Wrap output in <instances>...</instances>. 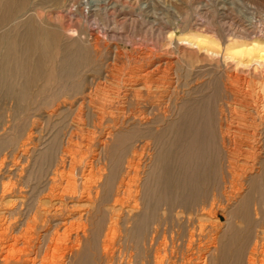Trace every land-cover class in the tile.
Masks as SVG:
<instances>
[{"label":"rangeland","instance_id":"rangeland-1","mask_svg":"<svg viewBox=\"0 0 264 264\" xmlns=\"http://www.w3.org/2000/svg\"><path fill=\"white\" fill-rule=\"evenodd\" d=\"M85 1L86 0H13L12 2L14 5L12 4L10 9L4 8L5 2H3V11H1L2 14L0 13V35L4 36V40H0V163L6 157L8 160L5 159V161H8L9 165L11 164L10 168L13 166L12 168L14 169L18 165L22 168L19 167L21 169L18 171L19 175L17 173L14 175L15 180L11 177L8 178L10 176L6 174L8 171H6V175L2 176V179L0 178V217L3 215L5 216L10 210L17 208V210L15 209V214H17L15 216H17V218H19V216L29 217V222L32 221L35 215H42V218H44L47 213L49 214L58 209L55 198L54 200L56 202H54L53 198L51 199L47 196L48 189L51 187L49 182L54 179L58 182L55 187L57 190L55 192L56 195L59 191L63 190L65 192H62L69 197L71 195L70 192H73V187H77V189L79 186H82L83 189L84 187L88 188L87 182L89 181L90 185V181L92 183V181L96 180L91 184L92 187L89 186L92 188L93 192L90 195L92 199L87 197L85 193V195L83 194L80 198L78 196L76 199H66L65 202L63 201V205H67L65 206L67 208V214L71 212L70 207L73 206V214L75 216L78 215V212L79 215L85 214L84 221L78 220V222H86L85 224L88 225L85 232V234H87L88 243L86 242L85 245L80 247V249H82L79 255L75 257L77 259L73 258L69 260L68 254L70 251L69 248L71 247L69 241L65 246L60 247L61 249L57 251V253L47 252L46 247H42L43 240L40 236L42 234L44 235L47 228L37 227L32 232L34 237L32 246L34 243L36 245L32 248V250H34L32 251L33 254L31 258L33 259L35 257V264H48L49 262H51L49 264H128L127 261L130 262V264H158L159 262H162V264H192V262H194L193 264H196V262L197 264H213L210 259L207 260V258H204L205 253L213 248V245L210 244L211 237L215 236L216 232H220L221 234L218 233V236L221 237L224 233L223 230L227 229V222L229 220H233L236 225L235 230L241 234H239L236 239L238 244H234L236 248L233 247V250L228 247L224 249L221 254V256L223 255L221 262L223 261L224 263L222 262L221 264H264V67L254 63L250 65L239 64V62H236L238 61L237 59L234 60L227 57L225 51V47L232 40H253V38L262 39L264 37V0H113L118 3V10L109 11L111 15L108 14L109 12L104 13L106 10L103 9L105 7L102 5L95 15L89 14L87 15L89 17L86 16L85 18H81L79 12L84 8L83 5ZM81 5L83 7H81ZM24 21H26V24ZM240 28H243V31L246 30V28L248 30L251 29L250 32H253L252 36H248V33L239 30ZM84 30L85 32H89L91 36H95H92V39L95 40L96 37L100 39L98 40L100 41L98 53L87 44H75L74 47L72 45L67 46L66 40L69 39V36L73 35L76 37ZM51 31H53V33H51L52 35L48 34V32L50 33ZM37 33H39L38 38ZM76 33L77 35H74ZM23 34L26 36L24 43L21 42V40L19 41ZM197 34H207L214 39L218 45L210 47V50L207 51L196 44L194 46L189 45L186 41H181V39L189 38ZM235 34L241 36L237 37ZM18 36L19 39L17 38ZM32 36L34 37L33 39L31 38ZM1 38L3 37L1 36ZM17 39L18 42H16ZM26 46L29 50L27 49L23 52ZM115 50L120 51L122 61L115 59ZM19 52H21V54ZM147 54H152V58L150 56L148 57ZM145 55L147 56L145 57ZM141 57L142 60H144L143 62L140 61ZM158 61L166 63V65L169 62L171 65L168 64L169 66H166L164 64L161 73L157 75L158 77L154 76L149 80H152V82L149 83L150 94L153 95L152 93H154V96L150 94V96H148L146 91H142V97L139 96L140 94H133L132 98L131 96L127 97L129 88L128 81L130 80L131 74L130 70L133 71L134 68H139L142 63L145 67H141L146 68L147 64ZM210 80L211 82H209ZM152 89L156 91L152 92ZM136 97H140L138 98V102ZM146 97L147 99H145ZM135 99L137 105L135 104ZM140 99H142V102ZM128 101L132 102L130 103ZM186 105L189 106L186 108L189 109L190 118H188V123L183 126V128H185L181 133L183 139L179 138L181 140L179 142L181 143L178 142L175 144L174 148H167L164 146L161 147V149L159 148V151H161L158 155V168L156 172L152 173L154 178L152 176L150 177L157 183L155 185L161 184L160 187L162 186L161 188H163V190L165 189V191L161 190L159 186H157V191L152 189L150 194L154 196L150 198V209H147L143 216L128 221L126 217L129 214L134 215L135 213H131L127 205L125 206L126 200L123 198L125 195L123 194L125 193V187L121 182L124 181L123 183H125L126 165L133 151L132 149L136 147L138 150L140 145H148L147 152L150 153L149 156H152L156 142L160 145L166 140L167 136V139L170 138V131L165 129V118L167 120L170 119L181 107L184 108ZM235 108L237 110H235ZM134 110H136L137 113H134ZM137 110L142 114L147 112L146 115L148 117L152 116L150 120H148L149 118L143 114L145 120L149 122V126H132L134 115H136V117L140 115ZM170 110L173 111L172 114ZM251 114L254 115L251 116ZM199 121H202L201 123L203 126ZM219 121H222L221 124L223 125H219ZM227 121H229V123ZM156 123L158 124L157 127ZM232 123L233 126H231ZM192 124L194 125L192 126ZM195 125L198 126L197 130L200 127V131L198 130L199 133H195L198 131L193 130L194 135L193 133H189V131L193 132L191 130L196 129ZM124 126H126V128ZM152 126L155 127L153 128ZM246 126H248V128H246ZM158 127L160 128L158 129ZM116 128L120 130V133L114 137L113 141L109 142L103 154L99 148L100 143L109 130H115ZM219 128L221 129L219 130ZM177 131L178 130H175V133ZM201 131L203 133L202 135L200 133ZM253 132L255 133L253 134ZM158 135L161 138H159ZM183 135L185 137H183ZM241 140L243 142H251L250 144L252 146L255 145V150L259 146L263 147V150H261V152L256 150V154L254 153L255 150H250L249 152V150H245V148L239 151L233 150V144H239V142H242ZM114 142H116V145H113ZM25 143L30 149V152L28 154V159L22 163L15 157L19 155ZM178 145H181L182 152L181 147ZM190 145L194 148L196 147L195 149L197 150L193 149ZM176 146L179 147L180 154L182 155H177L178 153L176 151L178 148ZM32 148L35 149V152H33L34 150ZM222 148L224 150H222ZM184 150L186 152H184ZM235 152L236 154L240 153V156L238 154V156L235 155ZM227 155H229V157ZM242 155L247 157L244 158ZM61 156H65L63 158L67 160L64 167L61 164ZM238 157H241V159ZM71 160H73V162H71ZM93 161H98L100 164L96 162L95 164L97 165H95ZM71 163H73V166L76 164L75 168L78 169H74ZM57 166L59 168H55ZM70 167L73 168L71 169ZM54 171L56 174H54ZM70 172L75 178L70 177ZM52 174L54 177H52ZM58 175H60L61 178ZM80 176L83 177L85 181L81 180ZM89 176L93 179L89 178ZM100 176H102V180L97 182V178L99 180ZM86 177L89 179L87 180ZM249 178L253 180L251 181ZM151 179L150 181H152ZM7 180H14L12 182H14V184L16 183V186L19 184L18 187L20 188V192L17 191V193L13 195V198H2L1 184L9 182ZM118 182H120L119 184L122 186L119 185ZM59 183L62 184L58 185ZM94 183H97V185H95L99 188H97ZM180 183L185 184L181 185ZM192 183H196L195 186L197 185L196 187H198L199 190H197L198 188L194 189V184L191 187ZM54 184L55 183H52L51 185ZM176 184L181 185L179 189L182 188V190L184 186L186 191L192 189L189 190V192H185V195L190 193L189 196L185 197L189 203L186 209L187 211L181 209L171 210V206L173 205L171 201L174 198L169 192L176 188ZM164 185L169 188H164ZM186 185H190L188 190ZM170 186L171 188L173 186V188L171 189ZM90 188H88V191ZM121 191L123 192L122 194ZM119 192L121 196H118ZM93 194H95V196H93ZM243 194L247 195V200L245 201L246 204L242 203L244 205L242 206V204H240L238 207V209H242V211L240 212L239 210V212L237 211L235 214L230 213L231 205L237 200H241V197L245 196ZM231 195L232 197H229ZM16 196L17 199H19L18 203V200L15 201ZM97 196L98 198H96ZM88 198L91 199V201ZM115 198L119 199L116 200ZM230 198H233V200ZM79 200L84 204L78 202ZM69 201L75 204L73 203L72 205ZM116 201H119L122 205ZM211 202L220 206L221 210H217L220 214L216 213V216H211L206 214L205 211L200 210L204 207H210L212 204ZM78 203L81 208L78 206ZM21 204L22 206H20ZM89 206H91V208ZM118 206L122 208L120 207L121 209L119 208L117 212L114 208ZM123 207H126V209ZM20 208L22 209L20 210ZM246 208L247 212L242 214ZM254 208L257 210L256 212ZM42 211H45L46 213H44L46 215ZM195 213L199 215H195ZM115 217L118 220H116ZM76 218H78V216ZM210 218L211 220H209ZM111 219L116 220L117 230L114 236L110 235L105 238V235L108 233ZM137 219L138 221H136ZM162 219H165V221H162ZM216 221L217 225L219 226V224H221V226H216ZM195 224L196 227L193 226ZM189 225L192 228L189 227ZM213 225L217 228H214ZM204 227L206 229H204ZM208 227L210 229H208ZM202 229L206 232L204 234L208 232L206 237L211 235L208 238L210 241L208 239V242L205 240L207 246H203L202 248L198 242L196 243L198 247L195 244H189L192 237L191 232L195 231L193 235L200 237ZM80 231H82V229ZM164 231L166 233H163ZM211 231L216 232L213 235ZM56 233H53L50 239H56L64 232L62 229ZM164 234L167 235L165 236ZM170 234H174V238L173 235L171 236ZM257 234H259V236ZM163 237L165 238L163 239ZM200 238L201 240L203 239V237ZM200 238H198L197 241L200 240ZM48 239L49 238H47V240ZM185 240H187V243ZM254 240H258L260 245L255 254H251L250 247L253 246ZM162 242L165 246L162 245ZM152 243H156L155 245L157 247L155 245L154 247ZM187 245L188 247H186ZM219 247L217 246L218 249H220ZM36 248L40 249V251ZM63 248L65 250H63ZM162 248L164 251L161 250ZM203 249H206L207 252ZM189 250H192L194 253L192 251V254L189 253ZM184 251L186 253H184ZM215 251L216 250L213 251V254L216 257L219 256L218 258L220 259V253ZM227 251L229 252L227 253ZM45 254L48 255L47 258ZM61 257L62 259H60ZM189 257H191V259H189ZM202 259H204V261ZM214 263L219 264L217 259Z\"/></svg>","mask_w":264,"mask_h":264},{"label":"bare ground","instance_id":"bare-ground-1","mask_svg":"<svg viewBox=\"0 0 264 264\" xmlns=\"http://www.w3.org/2000/svg\"><path fill=\"white\" fill-rule=\"evenodd\" d=\"M13 0H0V13H1V11H3V2H5V6H4V8H9L10 9V7H11V5L13 4V2H12ZM117 1V0H116ZM116 1H113V0H86L85 1V3H84V8L83 9H81L80 10V16H81V18H85L87 15H89V14H94L95 15V13H97V11L99 10V8H100V6H102L103 5V7H105V8H103L104 10H106V12H104V13H107V12H109V11H116V10H118V3L116 2ZM83 2V1H82ZM14 5V4H13ZM82 5H81V7H83ZM102 9V10H103ZM122 10V9H121ZM5 11V10H4ZM7 11V10H6ZM70 13V12H69ZM113 13V12H112ZM2 14V13H1ZM14 14V13H13ZM109 15H111L110 14V12L108 13ZM124 14V13H123ZM12 15V14H11ZM114 15V14H113ZM15 16V15H14ZM99 16V15H98ZM124 16V15H123ZM87 17H89V16H87ZM113 17V16H112ZM124 17H126V16H124ZM19 20V19H18ZM116 20V19H115ZM28 21V20H27ZM127 21V20H126ZM25 22V24H26V21H24ZM24 22H23V24H24ZM28 23V22H27ZM88 23V22H87ZM29 25V24H28ZM241 26V25H240ZM1 27V26H0ZM18 27V26H17ZM58 28V27H57ZM33 29V28H32ZM89 29V28H88ZM245 29V28H244ZM34 30V29H33ZM54 30V29H53ZM60 30V29H59ZM181 30V29H180ZM179 30V31H180ZM236 30V29H235ZM239 30H242L243 31V28H240ZM250 30L251 29H247L246 28V30H244L243 32H247L248 33V36H252V33L250 32ZM261 30V29H260ZM36 31V30H35ZM86 31H87V29H86ZM171 31H173V30H171ZM71 32V31H70ZM234 32H236V31H234ZM260 32V31H259ZM45 33V32H44ZM51 33H53V31H51L50 33L48 32V34H51ZM55 33V32H54ZM67 33V32H66ZM263 33V32H262ZM38 35H37V38L39 37V33H37ZM47 34V33H46ZM170 34V33H169ZM174 34V33H173ZM179 34H180V32H179ZM232 34V33H231ZM242 34V33H241ZM25 34H23L21 37H20V39H19V36L17 37L18 39H19V41L21 40V42H23L24 43V41H25V37L26 36H24ZM28 35V34H27ZM52 35V34H51ZM54 35V34H53ZM74 35H77V33L76 34H74ZM236 35V34H235ZM247 35V34H246ZM1 36L3 37V38H1ZM69 36V35H68ZM93 36V35H92ZM91 36V34L89 33V32H85V30L83 31V32H81V33H79L76 37H74L73 35L72 36H69V39H67L66 40V44H67V46H75V44H87L90 48H92L95 52H99V48H98V45L100 44V41H98V40H100V39H97L98 37H96L95 38V40L94 39H92L93 37H95V36H93L92 37ZM187 36V35H186ZM237 36V35H236ZM241 36V35H240ZM239 35L237 36V37H240ZM36 37V36H35ZM107 37V36H106ZM28 38H29V36H28ZM32 39L34 38L33 36L31 37ZM52 38V37H51ZM18 39H17V41L16 42H18ZM55 39V38H54ZM235 39V38H234ZM243 39V38H242ZM0 40L1 41H3L4 40V36L3 35H0ZM0 41V42H1ZM63 41H65V40H63ZM181 41L182 42H184V41H186L189 45H194L195 46V44L197 45V46H199V47H202L203 49H206L207 51L208 50H210V47H213V46H215V45H218L217 43H216V41L214 40V39H212L210 36H208L207 34H197V35H195V36H191V37H189V38H185V39H181ZM37 42V41H36ZM57 42V41H56ZM99 42V43H98ZM185 42V43H186ZM38 43V42H37ZM63 43V42H62ZM21 44V43H20ZM179 44H181V43H179ZM21 46H22V44H21ZM52 46V45H51ZM62 46H64V45H62ZM84 46V45H83ZM105 48V47H104ZM22 49V48H21ZM29 50V48L26 46L24 49H23V52H25L26 50ZM63 49V48H62ZM2 50V49H1ZM150 50V49H149ZM218 50V49H217ZM18 51V50H17ZM16 51V52H17ZM225 51H226V54H227V57H230L231 59H237L238 61H236V62H239V64H242V65H250V64H252V63H254V64H257L258 66H261V67H264V37L262 38V39H255V38H253V40H232V41H230L229 43H228V45L225 47ZM70 52V51H69ZM135 52H136V50H135ZM223 52V51H222ZM2 53V52H1ZM20 54H21V52H19ZM28 53V52H27ZM26 53V54H27ZM141 53V52H140ZM150 53V52H149ZM160 53V52H159ZM179 53V52H178ZM209 53V52H208ZM30 54V53H29ZM136 54V53H135ZM181 54V53H180ZM148 55V57L150 56L151 57V55L152 54H147ZM147 55H145V57L147 56ZM22 56H23V54H22ZM113 57V56H112ZM114 57H115V59L116 60H121L122 59V55H121V53H120V51H116L115 50V52H114ZM147 57V58H148ZM156 57V56H155ZM140 58V57H139ZM152 58V57H151ZM133 59V58H132ZM137 59V58H136ZM135 59V60H136ZM144 59V58H143ZM146 59V58H145ZM156 59H157V57H156ZM129 60V59H128ZM149 60H150V58H149ZM122 61V60H121ZM140 61H144V60H142V57H141V60ZM141 62V63H142ZM23 63V62H22ZM133 63V62H132ZM135 63V62H134ZM137 63H138V61H137ZM137 63H136V65H137ZM140 63V62H139ZM171 63H172V61H171ZM143 64V63H142ZM142 64H140L141 66H144V65H142ZM144 64H145V62H144ZM166 65V63H162L161 61H158V62H151L150 64H147V66H146V68H142L140 65V67L139 68H131L130 66V68L131 69H133V71L132 70H130L131 71V74H130V80L128 81L129 82V88H128V91H127V97H129V96H131V98H132V95L133 94H140L139 96L140 97H142L143 95H142V91H146V93H147V95L148 96H150L151 94H150V87H149V83H151L152 82V80L151 81H149L150 79H152L151 77H154V76H157V75H159L160 73H161V69H162V66L163 65ZM168 64H170L169 62H168ZM167 64V65H168ZM133 65V64H132ZM146 65V64H145ZM166 65V66H167ZM171 65V64H170ZM12 66V65H11ZM125 66V65H124ZM169 66V65H168ZM20 67V66H19ZM137 67V66H136ZM145 67V66H144ZM170 67H172V66H170ZM213 67V66H212ZM253 67H254V65H253ZM127 68V67H126ZM165 68V67H164ZM169 68V67H168ZM22 69V68H21ZM113 69V68H112ZM255 69H256V67H255ZM127 70V69H126ZM170 73H172V72H170ZM236 73V72H235ZM114 74V73H113ZM166 74V73H165ZM237 74V73H236ZM20 75V74H19ZM29 75V74H28ZM222 75H223V73H222ZM162 76V75H161ZM164 76V75H163ZM233 76V75H232ZM231 76V77H232ZM21 77V76H20ZM158 77V76H157ZM168 77V76H167ZM19 78V77H18ZM235 78V77H234ZM128 79H129V77H128ZM157 79V78H156ZM223 79V78H222ZM159 80H161V79H159ZM158 80V81H159ZM264 80V79H263ZM24 81V80H23ZM155 81H157V80H155ZM161 81H163V80H161ZM209 82H211V80L209 81ZM216 82V81H215ZM161 83V82H160ZM163 83V82H162ZM245 83V82H244ZM126 84H128V83H126ZM207 84V83H206ZM217 84V83H216ZM248 84V83H247ZM156 85V84H155ZM176 85V84H175ZM174 85V86H175ZM228 85V84H227ZM227 85H224V86H227ZM236 85V84H235ZM240 85V84H239ZM27 87V86H26ZM157 89V88H156ZM246 89V88H245ZM157 90H159V89H157ZM250 90V89H249ZM153 91H156V90H153L152 89V92ZM181 91V90H180ZM211 91V90H210ZM151 92V93H152ZM175 92V91H174ZM264 92V91H263ZM160 93V92H159ZM236 93V92H235ZM150 94V95H149ZM153 95H151V96H154V93H152ZM228 94V93H227ZM125 95V94H124ZM191 95V94H190ZM240 95V94H239ZM253 95V94H252ZM184 96V95H183ZM233 96V95H232ZM235 96V95H234ZM134 97V96H133ZM140 97H136V99H137V102H138V98H140ZM145 97V96H144ZM186 97V96H185ZM244 97V96H243ZM249 97V96H248ZM247 97V98H248ZM256 97V96H255ZM180 98H181V96H180ZM136 99H135V102H136ZM145 99H147V97L145 98ZM229 99V98H228ZM142 99H140V101H141ZM154 100H155V98H154ZM162 100V99H161ZM161 100H159V101H161ZM238 100V99H237ZM243 100V99H242ZM260 100V99H259ZM264 100V99H263ZM140 101H139V103H140ZM146 101V100H145ZM148 101V100H147ZM158 101V100H157ZM128 102H130V101H128ZM132 102V101H131ZM130 102V103H131ZM134 102V103H135ZM137 102L135 103L136 105H137ZM142 102V101H141ZM175 102V101H174ZM196 102V101H195ZM238 102V101H237ZM125 103V102H124ZM145 103V102H144ZM239 103V102H238ZM241 103H242V101H241ZM146 104V103H145ZM152 104V103H151ZM151 104H150V106H151ZM155 104H157V103H155ZM160 104V103H159ZM132 105V104H131ZM136 105H135V107H136ZM144 105V104H143ZM229 105V104H228ZM245 105V104H244ZM140 106V105H139ZM144 106H146V105H144ZM143 106V107H144ZM148 106V105H147ZM153 106V105H152ZM157 106H159V105H157ZM163 106V105H162ZM178 106V105H177ZM167 107V106H166ZM184 107V106H183ZM186 107H189L188 105H186L184 108H180L176 113H175V115H173L170 119H166L165 118V125H166V128L165 129H167V130H169L170 131V138L169 139H167V137H166V140L164 141V142H162L160 145H158L157 144V142H156V145H155V148H154V151L152 152L153 154H152V156H149V152H147V150H148V145H140L139 146V148H138V150H137V148L136 147H133V151H132V153H131V156L129 157V160L127 161V171H126V180H125V183H123V182H121V184L122 185H124V187H121V188H124V192L125 193H123L122 191H121V194L123 193V194H125L124 196H123V198L126 200V203H125V206L127 205V208L130 210V212L132 213H135L134 215L133 214H129L128 216H127V214H128V212H127V214H126V219L128 220V221H130V220H132V219H135V218H139V217H141V216H143L144 214H145V212H146V210L147 209H150V202H151V196L153 197L154 195H152V194H150V191L152 190V189H157L158 187L157 186H159L160 187V185L158 184V185H155V184H157V183H155L150 177L152 176V173H154V172H156V170H157V168H158V164H159V162H158V160H159V158H158V155H159V153H160V151H159V148L161 149V147H167V148H174L175 147V144H177L179 141H181L179 138H182L181 137V133L183 132V130L185 129V128H183V126H185L187 123H188V118H190L189 117V114H190V112H189V109H187ZM224 107V106H223ZM140 108V107H139ZM149 108V107H148ZM159 108V107H158ZM177 108V107H176ZM230 108V107H229ZM246 108H247V106H246ZM256 108V107H255ZM136 109V108H135ZM141 109H143V108H141ZM166 109V108H165ZM164 109V110H165ZM178 109V108H177ZM248 109V108H247ZM261 109V108H260ZM132 110V109H131ZM130 110V111H131ZM151 110V109H150ZM155 110V109H154ZM235 110H237L236 108H235ZM263 110V109H262ZM137 111H139V110H137ZM145 111H146V109H145ZM149 111V110H148ZM136 112V110H134V113ZM144 112V111H143ZM156 112V111H155ZM154 112V113H155ZM161 112H164V111H161ZM170 112H171V114H172V110H170ZM169 112V113H170ZM219 112V111H218ZM137 113V112H136ZM139 113H140V111H139ZM147 113V112H146ZM146 113L144 112L143 114H145V116H147L146 115ZM159 113H160V111H159ZM158 113V114H159ZM169 113H167V114H169ZM236 113V112H235ZM250 113H252V112H250ZM256 113V112H255ZM259 113V112H258ZM257 113V114H258ZM130 114V113H129ZM128 114V115H129ZM142 113H140V115L139 116H137L136 117V115H134V119H133V125L132 126H139V127H142V126H146V125H148L149 126V122H147L146 120H145V118L143 117L144 115H143ZM156 114V113H155ZM154 114V115H155ZM166 114V115H167ZM192 114V113H191ZM222 114V113H221ZM242 114V113H241ZM161 115V114H160ZM164 115V114H163ZM170 115V114H169ZM245 115V114H244ZM252 115H254V114H251V116ZM261 115V114H260ZM132 116V115H131ZM168 116V115H167ZM235 116V115H234ZM148 117V116H147ZM150 117H152V116H150ZM150 117H148L149 119L148 120H150ZM203 117V116H202ZM263 117V116H262ZM144 118V119H143ZM123 119V118H122ZM152 119V118H151ZM221 119V118H220ZM219 119V120H220ZM225 119V118H224ZM228 119V118H227ZM222 120V119H221ZM234 120V119H233ZM251 120V119H250ZM242 121V120H241ZM256 121V120H255ZM200 122V121H199ZM202 122V121H201ZM200 122V123H201ZM220 122V121H219ZM218 122V123H219ZM222 122V121H221ZM221 122L219 123V125H223V124H221ZM228 123H229V121H227ZM261 122V121H260ZM126 123V122H125ZM124 123V124H125ZM129 123V122H128ZM192 123V122H191ZM198 123V122H197ZM199 123V124H200ZM240 123V122H239ZM116 124V123H115ZM123 124V123H122ZM121 124V125H122ZM157 124V123H156ZM161 124V123H160ZM198 124V125H199ZM202 124V123H201ZM231 124V123H230ZM255 124H256V122H255ZM119 125V124H118ZM191 125V124H190ZM194 124H192V126H193ZM131 126V125H130ZM151 126V125H150ZM158 126V124L156 125V127ZM160 126V125H159ZM200 126V125H199ZM202 126H203V124H202ZM202 126H200V127H202ZM205 126V125H204ZM231 126H233V123H232V125ZM236 126V125H235ZM238 126V125H237ZM245 126V125H244ZM257 126V125H256ZM259 126V125H258ZM122 127V126H121ZM125 128H126V126H124ZM128 127V126H127ZM138 127V128H139ZM153 128L155 127V126H152ZM197 127L198 126H196L195 125V128L196 129H192L191 131H198L199 130V128H198V130H197ZM223 127V126H222ZM227 127H228V125H227ZM226 127V128H227ZM264 127V126H263ZM145 128V127H144ZM147 128V127H146ZM150 128V127H149ZM148 128V129H149ZM160 127H158V129H159ZM226 128H225V130H226ZM229 128V127H228ZM227 128V129H228ZM238 128V127H237ZM246 128H248V126H246ZM245 128V129H246ZM257 128V127H256ZM122 129V128H121ZM129 129V128H128ZM164 129V130H165ZM171 129V130H170ZM221 128H219V130H220ZM224 129V128H223ZM231 129V128H230ZM240 129H241V127H240ZM254 129V128H253ZM156 130V129H155ZM163 130V129H162ZM175 130H178L176 133H175ZM232 130V129H231ZM249 130V129H248ZM110 131V130H109ZM108 131V133H107V135L105 136V138L102 140V142L100 143V151L104 154V152H105V150H106V148H107V145L109 144V142L110 141H113V139H114V137L115 136H117L119 133H120V130L118 129V128H116L115 130H111L110 132ZM122 131H123V129H122ZM124 131H126V130H124ZM149 131V130H148ZM186 131H188V130H186ZM194 131L193 132H190L189 131V133H193L194 134ZM200 131V130H199ZM199 131L198 132H195V133H199ZM204 131V130H203ZM224 131V130H223ZM229 131V130H228ZM254 131V130H253ZM222 132V131H221ZM230 132V131H229ZM132 133V132H131ZM135 133H138V132H135ZM186 133V132H185ZM201 133V135L203 134L202 133V131L200 132ZM228 133V132H227ZM255 132H253V134H254ZM141 134H142V132H141ZM184 134V133H183ZM232 134V133H231ZM231 134H229V135H231ZM245 134V133H244ZM262 134V133H261ZM139 135V134H138ZM144 135V134H143ZM160 135V134H159ZM158 135V136H159ZM163 135V134H162ZM195 135V134H194ZM222 135V134H221ZM228 135V136H229ZM241 135V134H240ZM258 135V134H257ZM134 136V135H133ZM187 136H188V132H187ZM237 136H238V134H237ZM261 136V135H260ZM32 137V136H31ZM137 137V136H136ZM165 137V136H164ZM183 137H185L184 135H183ZM190 137H191V135H190ZM243 137V136H242ZM242 137H241V139H242ZM257 137V136H256ZM153 138V137H152ZM159 138H161L160 136H159ZM196 138V137H195ZM230 138H231V136H230ZM229 138V139H230ZM244 138H246V137H244ZM183 139V138H182ZM186 139V138H185ZM187 139H188V137H187ZM228 139V140H229ZM254 139V138H253ZM257 139V138H256ZM47 140V139H46ZM135 140V139H134ZM141 140H143V139H141ZM149 140V139H148ZM227 140V141H228ZM230 140H232V139H230ZM243 140V139H242ZM241 140V141H242ZM246 140V139H245ZM150 141V140H149ZM160 141V140H159ZM221 141V140H220ZM224 141V140H223ZM240 141V140H239ZM248 141H249V139H248ZM29 142V141H28ZM188 142V141H187ZM257 142V141H256ZM255 142V143H256ZM260 142V141H259ZM258 142V143H259ZM139 143V142H138ZM145 143V142H144ZM146 143H147V141H146ZM151 143V142H150ZM179 143H181V142H179ZM192 143V142H191ZM251 143V142H250ZM249 142H239V144L238 143H235V144H233V150H242V148L244 149L245 148V150H249V152H250V150H255V145L254 146H252L251 144H250ZM44 144V143H43ZM42 144V145H43ZM140 144V143H139ZM195 144V143H194ZM193 144V145H194ZM224 144L226 145V143L224 142ZM257 144V143H256ZM29 145V144H28ZM113 145H116V142H114V144ZM132 145V144H131ZM137 145V144H136ZM184 145V144H183ZM22 146V145H21ZM47 146V145H46ZM51 146V145H50ZM78 146V145H77ZM82 146V145H81ZM80 146V147H81ZM178 146H180L181 147V145H178ZM186 146V145H185ZM190 146H192V145H190ZM221 146H222V144H221ZM228 146H229V144H228ZM259 146V145H258ZM115 147V146H114ZM150 147V146H149ZM177 147V146H176ZM193 147V146H192ZM192 147H191V149H192ZM198 147V146H197ZM223 147V146H222ZM231 147V146H230ZM48 148V147H47ZM98 148V147H97ZM152 148V147H151ZM178 149H177V155H179L180 154V149H179V147H177ZM196 148V147H195ZM194 147H193V149H195ZM201 148V147H200ZM224 149H225V147H223ZM222 148V150H224ZM20 149H21V147H20ZM33 149V148H32ZM76 149V148H75ZM81 149H82V147H81ZM81 149H79V150H81ZM186 149V148H185ZM187 149H188V147H187ZM192 149V150H193ZM34 151L33 152H35V149H33ZM158 150V151H157ZM168 150V149H167ZM195 150H197V149H195ZM200 150V149H199ZM228 150V149H227ZM256 150H259L260 152H261V150H263V147H261V146H259L258 148H256ZM256 150L254 151V153L256 154L257 152H256ZM130 151V150H129ZM188 151V150H187ZM229 151V150H228ZM231 151H232V149H231ZM29 152H30V149L28 148V146H27V144L25 143L24 144V147H23V149L19 152V155L17 156V157H15L16 159H19L20 160V162H22V163H24L27 159H28V154H29ZM55 152V151H54ZM73 152V151H72ZM78 152V151H77ZM80 152V151H79ZM89 152V151H88ZM100 152V153H101ZM181 152H182V147H181ZM184 152H186L185 150H184ZM230 152V151H229ZM234 152V151H233ZM74 153H75V151H74ZM86 153V152H85ZM163 153V152H162ZM251 153H252V151H251ZM259 153V152H258ZM77 154V153H76ZM80 154H82V153H80ZM148 154V155H147ZM230 154H231V152H230ZM238 154V153H237ZM236 154V152H235V155H237ZM246 154V153H245ZM248 154V153H247ZM14 155H17V154H14ZM13 155V156H14ZM56 155V154H55ZM86 155V154H85ZM147 155V156H146ZM180 155H182V154H180ZM184 155H185V153H184ZM232 155H233V153H232ZM232 155H230V156H232ZM239 156H240V153L238 154ZM237 155V156H238ZM251 155V154H250ZM250 155H248V156H250ZM36 156V155H35ZM73 156V155H72ZM72 156H70V157H72ZM74 156H75V154H74ZM73 156V157H74ZM87 156V155H86ZM228 157H229V155H227ZM234 156V155H233ZM243 156V155H242ZM241 156V157H242ZM257 156V155H256ZM62 157V156H61ZM63 157H65V156H63ZM60 158V160H61V164H62V166L64 167L65 165H66V163H67V160H66V158ZM67 157V156H66ZM79 157V156H78ZM80 157H81V155H80ZM79 157V158H80ZM85 156L83 155V158H84ZM97 157H98V155H97ZM96 157V158H97ZM241 157L239 158V159H241ZM244 157V156H243ZM247 157V156H246ZM246 157H244V158H246ZM190 158V157H189ZM3 159V158H2ZM1 159V160H2ZM5 159H6V157H5ZM5 159H3V161H1V163H0V178L2 179V176L3 175H6V174H9L10 176L8 177V178H14V175H16V173L18 174V171H20L21 169L20 168H22V167H20L18 164H16V165H18L17 167H15L14 169L12 168H10V165H9V163H8V161H5ZM69 159V158H68ZM71 159V158H70ZM85 159V158H84ZM195 159V158H194ZM238 159V160H239ZM251 159V158H250ZM6 160H8V159H6ZM59 160V159H58ZM74 160V159H73ZM73 160H71V162H73ZM94 160V159H93ZM97 160H98V158H97ZM187 160V159H186ZM244 160H246V159H244ZM92 161V160H91ZM99 161V160H98ZM98 161H96V162H98ZM107 161V160H106ZM249 161V160H248ZM10 162V161H9ZM33 162V161H32ZM56 162V161H55ZM87 162V161H86ZM94 162V161H93ZM96 162H94V164L96 163ZM232 162H234V161H232ZM254 162V161H253ZM252 162V163H253ZM89 163V162H88ZM99 163V162H98ZM105 163V162H104ZM180 163V162H179ZM205 163V162H204ZM80 164H81V162H80ZM86 164V163H85ZM100 164V163H99ZM233 164H235V163H233ZM14 165V164H13ZM16 165H14V166H16ZM69 165V164H68ZM71 165L73 166V163H71ZM79 165V164H78ZM77 165V166H78ZM95 165H97V164H95ZM241 165H242V163H241ZM249 165H251V164H249ZM54 166V165H53ZM60 166V165H59ZM75 166H76V164L73 166L74 167V169H78V168H75ZM87 166H88V164H87ZM92 166H93V164H92ZM105 166V165H104ZM240 166V165H239ZM259 166V165H258ZM20 167V168H19ZM73 167H70L71 169L73 168ZM79 167H81V166H79ZM85 167V166H84ZM84 167H83V171H84ZM101 167V166H100ZM229 167V166H228ZM235 167V166H234ZM55 168H59L58 166L57 167H55ZM62 168V167H61ZM68 168H69V166H68ZM82 168V167H81ZM86 168V167H85ZM94 168V167H93ZM92 168V169H93ZM96 168V167H95ZM105 168V167H104ZM236 168V167H235ZM247 168V167H246ZM251 168V167H250ZM9 169H11V170H9ZM245 169V168H244ZM80 170V169H79ZM82 170V169H81ZM91 170V169H90ZM89 170V171H90ZM6 171H8L7 173H6ZM72 171V170H71ZM100 171H101V169H100ZM104 171H105V169H104ZM103 171V172H104ZM4 174H3V173ZM55 172V171H54ZM63 172V171H62ZM65 172V171H64ZM78 172H80V171H78ZM87 172V171H86ZM6 173V174H5ZM52 173V172H51ZM85 173V172H84ZM125 173V172H124ZM245 173V172H244ZM54 174H56V172L54 173ZM59 174V173H58ZM77 174V173H76ZM86 174V173H85ZM89 174V173H88ZM87 174V175H88ZM93 174V173H92ZM94 174L96 175V173L94 172ZM19 175V174H18ZM53 175V174H52ZM70 175H71V172H70ZM78 175V174H77ZM81 175V174H80ZM87 175H84V176H87ZM90 175H91V173H90ZM101 175V174H100ZM143 175V176H142ZM230 175V174H229ZM243 175V174H242ZM57 176V175H56ZM55 176V177H56ZM59 177H60V175H58ZM67 176V175H66ZM81 176H83V175H81ZM80 176V177H81ZM251 176V175H250ZM52 177H54V175L52 176ZM62 177H64V176H62ZM68 177V176H67ZM66 177V178H67ZM70 177H72V178H75V177H73V175H71ZM88 177V176H87ZM86 177V178H87ZM95 177V176H94ZM104 177V176H103ZM125 177V176H124ZM153 177V176H152ZM61 178V177H60ZM59 178V179H60ZM69 178V177H68ZM79 178V177H78ZM89 178H92V177H90L89 176ZM89 178H87V180L89 179ZM154 178V177H153ZM57 179H58V177H57ZM69 179H71V178H69ZM93 179V178H92ZM150 179L153 181H150ZM4 180H6V179H4ZM11 180V179H10ZM10 180H7V181H9V182H7V183H3V181H2V183L3 184H1V195H2V198H7V197H10V198H13V195H15L16 193H17V191H19L20 192V188L18 187V185L16 186V183L14 184V182H12V181H14L15 180V178H14V180H12V181H10ZM51 180V179H50ZM60 180H62V179H60ZM81 180H84L85 181V179L83 178V177H81ZM91 180V179H90ZM100 180H102V176H100V178H99V180H98V178H97V182L98 181H100ZM121 180H124V179H121ZM249 180H251L250 178H249ZM253 180V179H252ZM251 180V181H252ZM67 181V180H66ZM71 181H73V180H71ZM80 181V180H79ZM96 180H94V181H92V183L93 182H95ZM152 182V183H150V182ZM4 182H6V181H4ZM16 182V181H15ZM65 182V181H64ZM78 182V181H77ZM76 182V183H77ZM82 182V181H81ZM52 183H55L54 185H51ZM57 181L54 179L53 181H51V182H49V185L51 186L49 189H48V193H47V196L48 197H50L51 199L53 198V200H54V198H55V200L57 201V206H58V209L57 210H55L54 212H50L49 214L47 213V215L46 216H44V218H42V215H35V216H33V218H32V221L31 222H29L28 221V219H30L29 217H22V216H19V218H17V216H15V215H17V214H15V209L17 210V208H15V209H13V210H8L9 212L4 216H1L0 217V264H27V263H33V264H35V257L32 259L31 258V256H32V251L34 250H32V248H33V246L34 245H36L35 243H34V245L32 246V242L34 241V237H33V231L38 227V228H47V230L44 232V235L42 234V235H40L41 236V239L43 240V243H42V247L43 248H45L46 247V249H47V252H54V253H57V251H59L61 248L60 247H63V246H65V244L69 241L70 242V244H71V247L69 248L70 249V251H69V260H71V259H73V258H75L76 256H78L79 255V253H80V250L82 249H80V247H82L83 245H85L86 244V242H87V234H85V232H86V229H87V226L88 225H86L85 223H79L78 222V220L79 221H84V219H85V214L83 213V214H80L79 215V212H78V218H76L77 216H75L74 214H73V211H74V207L73 206H71L70 207V209H71V212H69V214H67V208L65 207V206H67V205H63V201L65 202L66 201V199L68 200V199H76L78 196H79V198L80 197H82V195L84 194L85 195V193L87 194V197H90V195L93 193L92 192V188H90L89 186H91V181H90V185H89V181L87 182L88 183V188H90L89 189V191H88V188H86V187H84V189H83V187L82 186H79L78 187V189H77V187H73L72 188V193L70 192V196L69 197H67V195H65V193H63V192H65V191H63V190H61V191H59V193H57V195H56V185H57ZM63 183V182H62ZM62 183H59L58 185H60V184H62ZM67 183V182H66ZM72 183V182H71ZM83 183V182H82ZM81 183V184H82ZM85 183V182H84ZM102 183V182H101ZM120 182H118V184H119ZM154 183V184H153ZM22 184V183H21ZM64 184V183H63ZM97 185V183H94V185ZM121 184H119V185H121ZM179 184V183H178ZM181 185H184L185 183H180ZM193 184L194 183H192L191 184V187L193 186ZM196 184V183H195ZM195 184H194V189L195 188H198V187H196L195 186ZM230 184V183H229ZM249 184V183H248ZM68 185H70V184H68ZM95 185V186H96ZM121 185V186H122ZM177 185V184H176ZM181 185H177L176 186V188L175 189H172L173 188V186H172V188H171V186H170V188L172 189H169V190H171V192H169V194H171V196L174 198L172 201H171V203H173V205L171 206V210L172 209H181V210H186L187 208H188V201L185 199V197H187V196H189V194L188 195H185V192H189V190H192V189H189L190 188V185H186L187 186V190L188 191H186L185 190V186H184V188H183V190H182V188L181 189H179L180 187L179 186H181ZM198 185H200L199 183H198ZM234 185V184H233ZM247 185V184H246ZM72 186V185H71ZM165 186V185H164ZM163 186V187H164ZM175 186V185H174ZM217 186V185H216ZM232 186V185H231ZM59 187V186H58ZM67 187V186H66ZM65 187V188H66ZM92 187V186H91ZM94 187V186H93ZM97 187V186H96ZM101 187V186H100ZM162 187V186H161ZM160 187V188H161ZM167 186H165L164 188H166ZM200 187H201V185H200ZM223 187V186H222ZM235 187V186H234ZM23 188V187H22ZM60 188V187H59ZM97 188H99V187H97ZM118 188V187H117ZM116 188V189H117ZM159 188V189H160ZM169 187H167V189H168ZM62 189V188H61ZM83 189V191L81 192V190ZM228 189V188H227ZM240 189V188H239ZM249 189V188H248ZM94 190H96V189H94ZM121 190V189H120ZM161 190H163V188H161ZM197 190H199V188L197 189ZM205 190V189H204ZM47 191V190H46ZM45 191V192H46ZM63 191V192H62ZM67 191V190H66ZM99 191V190H98ZM157 191V190H156ZM159 191V190H158ZM163 191H165V189L163 190ZM163 191H161V192H163ZM196 191V190H195ZM118 192V191H117ZM117 192H116V194H117ZM236 192V191H235ZM60 193H62V194H60ZM68 193V192H67ZM95 193V192H94ZM152 193V192H151ZM154 193V192H153ZM158 193V192H157ZM156 193V194H157ZM191 193H194V192H191ZM227 193V192H226ZM239 193V192H238ZM42 194H44V193H42ZM95 194H97V193H95ZM95 194H93V196H95ZM113 194H115V193H113ZM155 194V193H154ZM17 195H19V194H17ZM120 195V192H119V194H118V196ZM149 195H150V197H149ZM222 195V194H221ZM227 195V194H226ZM238 195V194H237ZM239 195H240V193H239ZM243 195H245V196H243V197H241V200L239 201V200H237L236 202H234V204L233 205H231V207H230V213H234L235 214V212H239V210H240V212L242 211V209H238V207H239V205L240 204H242V203H244V204H246L245 203V201L247 200V195L246 194H243ZM20 196V195H19ZM117 196V197H118ZM121 196V195H120ZM15 197V196H14ZM46 197V196H45ZM92 197V196H91ZM90 197V198H91ZM215 197V196H214ZM219 197V196H218ZM229 197H232V195L231 196H229ZM239 197V198H240ZM95 198V197H94ZM93 198V199H94ZM96 198H98V196L96 197ZM120 198V197H119ZM119 198H115L116 200L117 199H119ZM122 198V199H123ZM50 199V200H51ZM83 199V198H82ZM89 199V198H88ZM92 199V198H91ZM91 199H89L90 201H91ZM122 199H120V200H122ZM123 199V200H124ZM194 199V198H193ZM222 199V198H221ZM231 200H233V198H230ZM253 199V198H252ZM3 200V199H2ZM14 200V199H13ZM18 200V201H17ZM54 200V202H56ZM212 200V199H211ZM210 200V201H211ZM230 200V201H231ZM15 201H17V203L19 202V199H17V196H16V200ZM72 201V200H71ZM75 201V200H74ZM98 201V200H97ZM114 201V200H113ZM203 201V200H202ZM219 201H221V200H219ZM226 201L228 202V200L226 199ZM225 201V202H226ZM22 202V201H21ZM68 202V201H67ZM66 202V203H67ZM70 202V201H69ZM78 202H81V200H79ZM86 202H87V200H86ZM115 202V201H114ZM113 202V203H114ZM116 202H119V201H116ZM164 202V201H163ZM217 202V201H216ZM53 203V202H52ZM70 203H72V205H73V203L74 202H70ZM81 203H83V202H81ZM94 203V202H93ZM98 203V202H97ZM120 203V202H119ZM123 203V202H122ZM161 203V202H160ZM210 203V202H209ZM212 203V202H211ZM218 203V202H217ZM229 203V202H228ZM49 204V203H48ZM54 204V203H53ZM75 204V203H74ZM84 204V203H83ZM95 204V203H94ZM117 204V203H116ZM121 204V203H120ZM192 204V203H191ZM203 204V203H202ZM244 204H242V206L244 205ZM12 205H14V204H12ZM38 205H40V204H38ZM42 205V204H41ZM56 205V204H55ZM71 205V204H70ZM76 205H77V203H76ZM89 205H91V204H89ZM93 205V204H92ZM118 205V204H117ZM122 205V204H121ZM124 205V204H123ZM220 205H221V203H220ZM16 206V205H15ZM20 206H22V204L20 205ZM48 206V205H47ZM68 206H69V204H68ZM75 206V205H74ZM78 206L80 207V204L78 203ZM78 206H77V208H78ZM85 206V205H84ZM113 206H114V204H113ZM205 206H206V204H205ZM223 206H224V204H223ZM222 206V207H223ZM227 206V205H226ZM225 206V207H226ZM42 207H44V206H42ZM42 207H40V208H42ZM54 207V206H53ZM87 207V206H86ZM90 208H91V206H89ZM121 206H118L117 208L115 207L114 209H116V211L120 208ZM202 207H204V206H202ZM245 207H246V205H245ZM45 208V207H44ZM43 208V209H44ZM76 208V209H77ZM81 208V207H80ZM84 208V207H83ZM122 208V207H121ZM120 208V209H121ZM123 208H125L126 209V207H123ZM251 208H252V206H251ZM22 208H20V210H21ZM38 209V208H37ZM113 209V210H114ZM156 209V208H155ZM196 209V208H195ZM255 209V208H254ZM38 210H40V209H38ZM37 210V211H38ZM47 210V209H46ZM51 210V209H50ZM53 210V209H52ZM69 210V209H68ZM80 210V209H79ZM85 210V209H84ZM200 210H202V211H205V213L206 214H208V215H211V216H216V213H218L220 210H221V208H220V206L217 204V205H215V203L213 204H211V206L210 207H204V208H201ZM217 210H219L218 212H217ZM93 211V210H92ZM119 211V210H118ZM117 211V212H118ZM187 211V210H186ZM257 210L255 209V212H256ZM41 212V211H40ZM39 212V213H40ZM84 212V211H83ZM87 212V211H86ZM95 212V211H94ZM93 212V213H94ZM121 212V211H120ZM173 212V211H172ZM247 212V208L246 209H244V211L242 212V214L243 213H246ZM253 212V211H252ZM35 213V212H34ZM89 213V212H88ZM87 213V214H88ZM174 213V212H173ZM173 213H171V214H173ZM176 213V212H175ZM179 213V212H178ZM254 213V212H253ZM23 214V213H22ZM32 214V213H31ZM43 214V215H44ZM117 214V213H116ZM185 214V213H184ZM218 214H220V213H218ZM256 214V213H255ZM175 215V214H174ZM173 215V216H174ZM187 215V214H186ZM195 215H199L198 213L196 214L195 213ZM222 215V214H221ZM231 215V214H230ZM248 215V214H247ZM253 215V214H252ZM68 216V217H67ZM176 216V215H175ZM184 216V215H183ZM190 216V215H189ZM192 216H193V214H192ZM191 216V217H192ZM203 216V215H202ZM204 216H205V214H204ZM89 217H91V216H89ZM102 217V216H101ZM103 217H104V215H103ZM102 217V218H103ZM118 217V216H117ZM188 217V216H187ZM190 217V218H191ZM198 217V216H197ZM101 218V219H102ZM106 218V217H105ZM160 218V217H159ZM189 218V217H188ZM195 218H196V216H195ZM199 218V217H198ZM236 218V217H235ZM240 218V217H239ZM241 218H242V216H241ZM93 219V218H92ZM115 219H116V217H115ZM121 219V218H120ZM171 219H173V218H171ZM197 219V218H196ZM116 220H118V219H116ZM116 220H110V223H109V227H108V233L105 235V238L106 237H108V236H110V235H115V233H116V228H117V222H116ZM151 220H153V219H151ZM189 220V219H188ZM192 220V219H191ZM209 220H211V218L209 219ZM214 220V219H213ZM248 220V219H247ZM97 221V220H96ZM103 221V220H102ZM136 221H138V219L136 220ZM162 221H165V219L163 220L162 219ZM161 221V222H162ZM179 221V220H178ZM184 221H186V220H184ZM193 221H194V219H193ZM193 221H191V222H193ZM218 221V220H217ZM217 221L215 222L216 223V226H218L217 225ZM101 222V221H100ZM159 222V221H158ZM173 222H174V220H173ZM183 222V221H182ZM189 222V221H188ZM201 222V221H200ZM244 222V221H243ZM97 223H98V221H97ZM105 223V222H104ZM197 223V222H196ZM208 223V222H207ZM211 223V222H210ZM214 223V224H215ZM220 223V222H219ZM249 223V222H248ZM91 224H92V222H91ZM108 224V223H107ZM161 224V223H160ZM165 224V223H164ZM173 224V223H172ZM182 224V223H181ZM189 224H190V222H189ZM205 224V223H204ZM209 224V223H208ZM129 225V224H128ZM175 225V224H174ZM90 226V225H89ZM97 226V225H96ZM95 226V227H96ZM122 226V225H121ZM155 226V225H154ZM169 226V225H168ZM179 226V225H178ZM186 226V225H185ZM193 226H195L196 227V224L195 225H193ZM198 226V225H197ZM199 226H200V224H199ZM202 226H203V223H202ZM210 226V225H209ZM214 226V225H213ZM216 226H214V228L216 227ZM219 226H221V224H219ZM218 226V227H219ZM75 227H77V228H75ZM93 227V226H92ZM98 227V226H97ZM189 227H191L190 225H189ZM207 227V226H206ZM235 227H236V225L234 224V222H233V220L231 221V220H229L228 222H227V229H225V230H223V229H221V230H223L224 231V233L221 235V237H219L218 236V233L219 234H221L220 232H216V231H211V232H213V235H214V233L216 232V235L215 236H213V237H211L212 239H211V245H213L212 247L213 248H211V250L209 251V252H207V248L206 249H203V250H206V252L207 253H205V256H204V258H207V260H209L210 259V261L213 263V264H215L214 262L216 261V259L218 260V262H219V264H221L222 262H221V258H222V256H221V254L223 253V251H224V249L225 248H230V249H234V248H236L235 246H234V244H238L237 243V241H236V239L238 238V236H239V234H241V233H238L236 230H235ZM123 228V227H122ZM121 228V229H122ZM161 228H162V226H161ZM192 228V227H191ZM203 228V227H202ZM213 228V227H212ZM211 228V229H212ZM217 228V227H216ZM254 228V227H253ZM63 229V234L62 235H59L56 239H54V238H52V239H50V237H51V235L53 234V233H56V232H59V231H61ZM82 229V231H80ZM175 229H177V228H175ZM174 229V230H175ZM194 229V228H193ZM204 229H206L205 227H204ZM208 229H210L209 227H208ZM44 230V229H43ZM93 230V229H92ZM94 230H95V228H94ZM101 230V229H100ZM156 230H157V228H156ZM161 230V229H160ZM164 230H165V228H164ZM181 230V229H180ZM190 230V229H189ZM198 230V229H197ZM216 230V229H215ZM218 230H219V228H218ZM217 230V231H218ZM98 231V230H97ZM102 231V230H101ZM128 231V230H127ZM205 231H208V230H205ZM74 232V233H73ZM133 232V231H132ZM170 232V231H169ZM175 232V231H174ZM191 232V231H190ZM193 232H195V231H193ZM193 232H191L192 233V237H191V239H190V243L189 244H192V245H197L196 243L198 242L199 243V245L200 246H202V248H203V246H207V243L205 242V240L207 241V239L211 236H209V237H206V235L208 234V232H207V234H204V233H206V232H204V230L202 229L201 230V232H200V237H203V239L201 240V238L200 237H196V236H194L193 235ZM198 232V231H197ZM210 232V233H211ZM240 232V231H239ZM35 233H36V231H35ZM161 233V232H160ZM163 233H166L165 231L163 232ZM162 233V234H163ZM177 233V232H176ZM187 233V232H186ZM191 233H189V234H191ZM37 234H38V232H37ZM48 234V235H47ZM57 234V233H56ZM121 234V233H120ZM152 234H154V233H152ZM159 234V233H158ZM179 234V233H178ZM188 234V235H189ZM243 234V233H242ZM93 235V234H92ZM97 235V234H96ZM103 235V234H102ZM157 235V234H156ZM165 235V234H164ZM167 235V234H166ZM165 235V236H166ZM171 235V234H170ZM173 235V238H174V234H172ZM171 235V236H172ZM247 235V234H246ZM258 236H259V234H257ZM257 235H256V237H257ZM35 236V235H34ZM49 236V237H48ZM54 236V235H53ZM98 236V235H97ZM152 236V235H151ZM170 236V237H171ZM178 236V235H177ZM176 236V237H177ZM185 236H186V234H185ZM226 236H228V237H226ZM155 237V236H154ZM183 237V236H182ZM190 237V236H189ZM47 238H49L48 240H47ZM90 238V237H89ZM157 238V237H156ZM165 237H163V239H164ZM168 238V237H167ZM172 238V239H173ZM179 238V237H178ZM178 238H177V240H178ZM198 238H200V240H198L197 241V239ZM243 238H244V236H243ZM249 238V237H248ZM247 238V239H248ZM99 239H100V237H99ZM162 239V238H161ZM169 239H171V238H169ZM185 239V238H184ZM35 240H36V238H35ZM50 240V241H49ZM102 240V239H101ZM130 240V239H129ZM153 240H154V238H153ZM166 240V239H165ZM209 240V239H208ZM235 240V241H234ZM41 241V240H40ZM151 241V240H150ZM160 241V240H159ZM162 241V240H161ZM171 241V240H170ZM187 240H185V242H186ZM210 241V240H209ZM251 241H252V239H251ZM68 242V243H69ZM90 242H92V241H90ZM176 242V241H175ZM208 242V241H207ZM236 242V243H235ZM242 242H243V240H242ZM88 243V242H87ZM99 243V242H98ZM148 243V242H147ZM181 243V242H180ZM179 243V244H180ZM187 243V242H186ZM250 243V242H249ZM254 244H253V246L252 247H250L251 249V254H255V252H256V250H257V248L259 247V245H260V242H258V240H254V242H253ZM38 244V243H37ZM69 244V245H70ZM91 244V243H90ZM89 244V245H90ZM103 244V243H102ZM106 244V243H105ZM156 243H152V245L154 246ZM164 244H166V243H164ZM168 244V243H167ZM173 244V243H172ZM184 244V243H183ZM161 245V244H160ZM162 245H163V242H162ZM174 245V244H173ZM186 245V244H185ZM208 245H209V243H208ZM21 246V247H20ZM98 246V245H97ZM147 246V245H146ZM150 246V245H149ZM156 246V245H155ZM154 246V247H155ZM163 246H165V245H163ZM167 246V245H166ZM217 246L220 248V249H218L217 248ZM238 246V245H237ZM38 247V246H37ZM91 247V246H90ZM102 247V246H101ZM148 247V246H147ZM153 247V248H154ZM157 247V246H156ZM159 247V246H158ZM185 247V246H184ZM186 247H188V245L186 246ZM185 247V248H186ZM194 247V246H193ZM197 247H198V245H197ZM211 247V246H210ZM234 247V248H233ZM264 247V246H263ZM39 248V247H38ZM38 248H36V249H38ZM93 248V247H92ZM146 248V247H145ZM151 248V247H150ZM164 248V247H163ZM163 248L161 249V250H163ZM171 248V247H170ZM173 248V247H172ZM195 248V247H194ZM200 248V247H199ZM198 248V249H199ZM201 248V249H202ZM156 249V248H155ZM175 249V248H174ZM188 249V248H187ZM209 249V248H208ZM218 249V250H217ZM39 251H40V249H38ZM63 250H65L64 248H63ZM92 250V249H91ZM102 250H103V248H102ZM151 250V249H150ZM159 250V249H158ZM160 250V251H161ZM166 250V249H165ZM176 250V249H175ZM178 250V249H177ZM202 250V251H203ZM214 250H216V251H218L219 253H220V259L218 258V257H216L214 254H213V251ZM263 250V249H262ZM43 251V250H42ZM41 251V252H42ZM90 251V250H89ZM155 251V250H154ZM164 251V250H163ZM174 251V250H173ZM179 251V250H178ZM190 251V250H189ZM192 251V250H191ZM191 251L189 252V253H191ZM199 251H201V250H199ZM199 251H197V252H199ZM215 251V252H216ZM46 252V253H47ZM159 252V251H158ZM171 252V251H170ZM193 252V251H192ZM205 252V251H204ZM229 251H227V253H228ZM232 252V251H231ZM249 252V251H248ZM248 252H246V253H248ZM178 253V252H177ZM183 253V252H182ZM184 253H186L185 251H184ZM183 253V254H184ZM194 253V252H193ZM200 253H202V252H200ZM245 253V252H244ZM132 254V253H131ZM144 254H145V252H144ZM162 254H164V253H162ZM172 254V253H171ZM175 254V253H174ZM180 254V253H179ZM188 254V253H187ZM192 254V253H191ZM38 255V254H37ZM37 255H35V256H37ZM168 255V254H167ZM182 255V254H181ZM185 255V254H184ZM196 255V254H195ZM194 255V256H195ZM232 255V254H231ZM47 254H45V257L47 258ZM96 256V255H95ZM103 256V255H102ZM158 256V255H157ZM191 256V255H190ZM198 256V255H197ZM38 257V256H37ZM133 257V256H132ZM155 257H156V254H155ZM179 257V256H178ZM181 257V256H180ZM188 257V256H187ZM240 257V256H239ZM81 258V257H80ZM145 258H146V256H145ZM172 258V257H171ZM183 258V257H182ZM60 259H62V257L60 258ZM59 259V260H60ZM65 259V258H64ZM75 259H77V258H75ZM148 259V258H147ZM189 259H191V257H189ZM199 259H201V258H199ZM223 259V258H222ZM38 260V259H37ZM56 260V259H55ZM99 260V259H98ZM108 260V259H107ZM123 260V259H122ZM157 260V259H156ZM181 260V259H180ZM198 260V259H197ZM203 261H204V259H202ZM206 260V261H207ZM67 261V260H66ZM145 261H146V259H145ZM170 261V260H169ZM188 261V260H187ZM194 261L196 262V260L194 259ZM61 262V261H60ZM77 262H78V260H77ZM192 262V261H191ZM49 263H51V262H49ZM48 263V264H49ZM127 263L128 264H130V262H128L127 261ZM170 263V262H169ZM190 263V262H189ZM194 262H192V264H193ZM224 263V262H223ZM57 264V263H56ZM62 264V263H61ZM64 264V263H63ZM121 264V263H120ZM151 264V263H150ZM155 264V263H154ZM158 264H162V262H159ZM196 264H197V262H196ZM199 264V263H198ZM235 264V263H234ZM247 264V263H246Z\"/></svg>","mask_w":264,"mask_h":264}]
</instances>
